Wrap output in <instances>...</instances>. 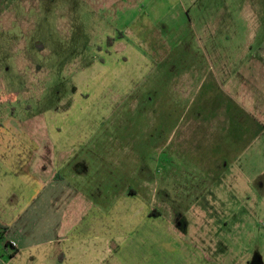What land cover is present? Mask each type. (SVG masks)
<instances>
[{"label":"rangeland","instance_id":"374dc122","mask_svg":"<svg viewBox=\"0 0 264 264\" xmlns=\"http://www.w3.org/2000/svg\"><path fill=\"white\" fill-rule=\"evenodd\" d=\"M262 54L264 0H0V130L14 118L11 130L28 132L40 152L35 156L44 159L53 148L51 133H65L61 122L84 114L81 126L94 130L83 147L96 182L110 178V169L113 178L127 171L130 184L136 164L146 166L147 178L157 171L166 179L169 142L191 100L193 110L200 103L206 109L207 132L223 133L211 144L231 150L235 118L214 119L235 115V99L246 98L241 88L235 94L237 81L252 63H264ZM195 68L205 69L207 78L184 74ZM258 84L254 91L264 93V82ZM259 101L264 97L252 99ZM106 135L112 146L103 142ZM225 159L231 166L235 156ZM255 161L252 185L240 188L249 195L235 197V189L225 185L224 202L214 208L205 203L214 215L201 230L184 204L172 205L171 223L182 242L203 232L206 264H264V177L256 178L264 155ZM163 197L155 209L166 215ZM163 249L168 253L161 251V263L171 246ZM0 258L9 259L3 244Z\"/></svg>","mask_w":264,"mask_h":264},{"label":"crops","instance_id":"0c3cea01","mask_svg":"<svg viewBox=\"0 0 264 264\" xmlns=\"http://www.w3.org/2000/svg\"><path fill=\"white\" fill-rule=\"evenodd\" d=\"M251 65L254 68L235 86L236 95L238 88L246 95L242 102L235 99V115L214 119L230 123L235 118L231 150L222 151L211 144L223 133L219 131L215 136L207 132L211 120L206 109L200 103L199 109L193 110L191 100L188 108L184 107L179 130L175 127L169 142L166 179H161L157 171L153 178H147L146 166L136 164L130 167L131 177L136 180L130 184L127 171L113 178L110 169V178L96 182L92 159L83 147L89 145L94 130L81 126L84 114L64 119L61 126L67 129L65 133H51L53 148L44 153V159L35 156L40 152L33 147L30 134L20 128L11 130L16 127L14 118L7 119L0 130V227L9 230L0 244L9 259L0 258V264H206L208 259L201 248L205 243L203 232H194V239L182 242L176 225L171 223L176 219L172 205L184 204V209L199 220L195 227L201 230L203 220L214 215L206 204L214 208L224 202L225 185L235 189V197L249 195L240 188L248 190L252 185V164L258 155H264V102H252L256 95L264 97V93L254 91L260 88L258 82H264V63ZM204 70L195 68L184 74L197 73L205 76L203 81L207 78ZM143 101L149 105L148 99ZM75 107L78 105L72 110ZM106 140L105 144L112 146L108 135L103 142ZM48 154L50 157L45 158ZM229 155L235 156L234 163L230 159L235 168L225 162ZM181 160L184 168L179 164ZM259 177H264V168L257 173ZM112 188L119 189L114 194ZM161 195L167 203L166 215L155 209L162 202ZM8 242L13 245L12 253L6 248ZM167 244L171 249L161 263V251L168 253L163 249Z\"/></svg>","mask_w":264,"mask_h":264},{"label":"trees","instance_id":"16d2710c","mask_svg":"<svg viewBox=\"0 0 264 264\" xmlns=\"http://www.w3.org/2000/svg\"><path fill=\"white\" fill-rule=\"evenodd\" d=\"M8 228L7 227H0V242H2V241H4L5 240V238H6V235H7V232H8ZM8 247H13V245L10 243V242H8L7 244H6V248H8ZM17 252V250H15L14 249V254ZM13 254V255H14Z\"/></svg>","mask_w":264,"mask_h":264}]
</instances>
